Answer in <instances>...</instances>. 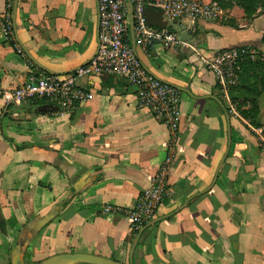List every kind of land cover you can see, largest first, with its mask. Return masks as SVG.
I'll list each match as a JSON object with an SVG mask.
<instances>
[{
    "label": "crops",
    "instance_id": "obj_1",
    "mask_svg": "<svg viewBox=\"0 0 264 264\" xmlns=\"http://www.w3.org/2000/svg\"><path fill=\"white\" fill-rule=\"evenodd\" d=\"M7 1L0 0V264H11L21 230L46 217L23 251L24 264L63 255L113 264H264L259 133L225 111L230 97L195 55L263 51L264 15L242 30L177 22L172 31L185 48L134 49L148 74L182 91L167 195L154 224L133 236L122 215L100 210L135 204L168 156L166 128L138 107L133 88L111 77L78 80L91 97L68 113L46 112L54 108L45 102L4 108L2 94L28 71L1 33ZM14 29L39 73L37 66L71 75L97 53L96 0H17ZM258 105L264 126V95Z\"/></svg>",
    "mask_w": 264,
    "mask_h": 264
},
{
    "label": "built area",
    "instance_id": "obj_2",
    "mask_svg": "<svg viewBox=\"0 0 264 264\" xmlns=\"http://www.w3.org/2000/svg\"><path fill=\"white\" fill-rule=\"evenodd\" d=\"M98 14L97 53L89 64L68 76H50L39 73L27 60L14 39L11 16L5 14L1 33L27 65V74L21 85L11 92L3 93V107L10 104L45 102L57 110L68 113L85 104L91 94L77 85L85 77L114 78L134 89L140 109L147 110L153 119L166 128L168 156L159 165L155 175L149 178L148 186L130 208L103 206V216L120 214L128 222L131 232H139L155 217L167 195L168 177L173 164L179 131L180 93L148 74L135 48L142 52L161 46L164 49H183L185 43L172 31L175 23L189 21H215L220 17V8L214 0H96ZM145 9L162 14L164 28L148 26ZM130 13L133 17V40L131 45ZM185 32V30H184ZM195 54V53H194ZM254 51L232 48L203 56L202 67L213 74L216 86L227 98L230 88L237 85L241 65L254 56ZM35 69V70H34ZM229 112L237 114L236 105L229 104ZM246 104L241 110H247ZM258 144L264 150V128L258 130Z\"/></svg>",
    "mask_w": 264,
    "mask_h": 264
},
{
    "label": "trees",
    "instance_id": "obj_3",
    "mask_svg": "<svg viewBox=\"0 0 264 264\" xmlns=\"http://www.w3.org/2000/svg\"><path fill=\"white\" fill-rule=\"evenodd\" d=\"M218 4H220L219 0H214ZM12 3L13 0H8L6 4V14L12 15ZM253 6H257L258 13ZM244 13L247 18L250 20V24L257 19L258 17L264 15V0H244L243 3ZM223 26L229 27L234 30H239L233 24H225ZM15 43H8L9 46L13 47ZM261 45L264 47V37L261 39ZM253 64L251 61H245L241 65L240 73L238 75L237 85L230 88L228 91V96L230 97L231 104L236 105L237 113L249 124L250 128L254 130H260L264 128L258 123L259 117V105L258 99L264 95V60L258 61L255 64L254 68H257L260 76L258 77V84L254 82L253 84H249V79L246 78V75L249 71H252ZM259 85V86H258ZM38 103V102H32ZM246 104L249 105L247 110H241ZM229 112V110H225ZM34 222L30 221L20 232L18 236V240L23 242V245L27 244L33 236H35L38 232H35ZM137 234H133V236H137Z\"/></svg>",
    "mask_w": 264,
    "mask_h": 264
},
{
    "label": "water",
    "instance_id": "obj_4",
    "mask_svg": "<svg viewBox=\"0 0 264 264\" xmlns=\"http://www.w3.org/2000/svg\"><path fill=\"white\" fill-rule=\"evenodd\" d=\"M16 11H17V0H13L12 16H11V20H12V24H13V30H15L14 29V22H15V17H16ZM144 16H145V20H146V23L148 26L157 27V28H164L166 26V23L162 21V14L161 13H158L152 9H145L144 10ZM130 34H131V45H132V48H134L132 13H130ZM37 67L43 73L50 75V76H54V74L47 72L46 70L40 68L39 66H37ZM170 87L176 89L178 92L182 91L176 87H173V86H170ZM42 110H44L46 112H49V111L56 112L57 111L54 109L52 110L48 107H43ZM48 220H49V217L44 218V220H37V219L33 220L35 232H38L41 229V227L46 222H48ZM151 224H154V222L148 223L147 225L149 226ZM143 229L139 232V234L143 231ZM27 244L23 245V242L17 240L16 248H15V250L12 254V257H11V264H24L22 261V254H23V251L26 248ZM40 264H113V263H111L110 261H107L105 259H102V258L88 256V255H63V256H57V257L51 258V259H49L43 263H40Z\"/></svg>",
    "mask_w": 264,
    "mask_h": 264
},
{
    "label": "rangeland",
    "instance_id": "obj_5",
    "mask_svg": "<svg viewBox=\"0 0 264 264\" xmlns=\"http://www.w3.org/2000/svg\"><path fill=\"white\" fill-rule=\"evenodd\" d=\"M220 4H218L220 8V17L215 21H210L211 23H217L220 25L225 24H233L238 29L242 30L245 29L250 24V19L245 16L244 13V7L243 3L244 0H219ZM254 9L257 8V6H253ZM256 11L259 13L260 10L256 9ZM209 22V21H207ZM264 48V47H263ZM249 51H254L255 54L254 57L249 60L253 64L252 71H249L246 75V78L249 79V84H253L254 82H257L258 84V77L260 76V73L257 68L255 67L256 62L264 60V49L263 51L257 50L255 48H245ZM259 86V85H258Z\"/></svg>",
    "mask_w": 264,
    "mask_h": 264
}]
</instances>
